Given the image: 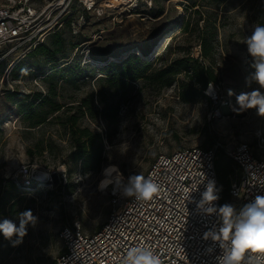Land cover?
I'll return each instance as SVG.
<instances>
[{
  "label": "rangeland",
  "instance_id": "rangeland-1",
  "mask_svg": "<svg viewBox=\"0 0 264 264\" xmlns=\"http://www.w3.org/2000/svg\"><path fill=\"white\" fill-rule=\"evenodd\" d=\"M46 3L33 1L37 9ZM126 6L107 9L103 16L72 7L63 25L48 30L41 42L49 52L32 51L0 65V221L18 226L19 213L29 209L38 217L16 246L0 233V264H53L64 251L60 231L66 224L79 223L85 234L97 232L112 208L113 187L98 188L109 164L119 167L127 184L131 175L144 176L160 154L192 146L246 143L254 157L264 159V117L256 109L240 111L236 101L258 87L245 82L254 71L246 39L256 25H264V0H152L150 6ZM57 13L50 7L43 20L51 22ZM58 37L63 41L55 45ZM202 44L213 48L209 60L201 56ZM128 54L146 64L121 98L103 87L100 79L109 71L102 66ZM181 57L190 70L210 66L216 83L208 82L200 94L185 71L167 85L150 78ZM47 95L64 107L49 122L30 127L36 119L27 121L21 106L48 109L37 105L38 97ZM89 95L100 108V95L119 104L110 121L77 112L76 105ZM68 105H75L68 113H77L80 126L101 134L90 168L73 158L62 113Z\"/></svg>",
  "mask_w": 264,
  "mask_h": 264
},
{
  "label": "built area",
  "instance_id": "built-area-1",
  "mask_svg": "<svg viewBox=\"0 0 264 264\" xmlns=\"http://www.w3.org/2000/svg\"><path fill=\"white\" fill-rule=\"evenodd\" d=\"M33 1L6 0L0 6V65L7 59H24L41 44L48 30L63 25L72 7L96 16L110 9L104 0H47L42 9L35 8ZM151 1L129 0L128 4L137 8L150 6ZM50 7L58 13L46 22L43 14ZM260 137L264 143V137ZM221 149L235 162V172L233 178L229 175L228 199L223 202L220 191L215 203H230L240 209L257 195H264V159L254 157L246 143L225 147L214 143L207 148L192 146L160 154L144 174L160 186L158 195L145 202L114 193L109 217L97 232L85 234L79 223L64 225L60 231L64 251L53 264H122L133 247L148 248L161 264H218L216 257L221 250L215 246V252L207 254L212 242L202 236L219 220L215 215H198L196 205L185 198V189L196 201L208 179L221 189L215 168ZM194 185L198 188L195 192Z\"/></svg>",
  "mask_w": 264,
  "mask_h": 264
},
{
  "label": "clouds",
  "instance_id": "clouds-1",
  "mask_svg": "<svg viewBox=\"0 0 264 264\" xmlns=\"http://www.w3.org/2000/svg\"><path fill=\"white\" fill-rule=\"evenodd\" d=\"M246 46L247 53L253 60L251 67L254 71L245 77V82L249 87L253 83L258 87L250 92L240 93L236 101L240 111L256 109L257 115L264 117V25L254 27L252 35L246 39ZM228 94L233 95L231 89ZM102 175L104 178L98 185L101 191L113 185L114 193L120 189L123 196L145 202L159 193L160 186L151 177L145 178L141 174L129 176L127 184H124V176L115 164L105 167ZM204 189L199 201L189 195L188 189H185V198L196 205L198 215H215L219 220L218 224H212L203 233L202 239L212 242L206 253L213 254L215 246H218L222 252L216 257L218 264H264V195H257L254 200L237 209L230 203H215L220 199L219 192L222 189L217 188L214 180L208 179L204 183ZM197 190L194 185L193 192ZM37 222L38 217L29 209L19 213L18 226L7 218L0 221V233L16 246L23 242L28 226L35 227ZM122 264H161V260L148 248L133 247L127 251Z\"/></svg>",
  "mask_w": 264,
  "mask_h": 264
},
{
  "label": "trees",
  "instance_id": "trees-1",
  "mask_svg": "<svg viewBox=\"0 0 264 264\" xmlns=\"http://www.w3.org/2000/svg\"><path fill=\"white\" fill-rule=\"evenodd\" d=\"M62 41L63 39L61 37H58L55 45L61 44ZM49 50V47L41 43L38 44L33 51L36 53L45 54L49 52ZM212 50L213 48L211 46L208 47V45L202 44L201 56L209 60L213 54ZM190 58L194 62L196 61L193 57ZM69 64L70 63L64 65L63 67ZM145 64L146 63L140 60L139 57L135 54H128L125 58L119 59V61H110V63L103 65L102 68L107 69L109 72L107 74L108 76L101 78L100 81L103 82V87L105 89L112 90V95H119L122 98L124 96L123 94L125 93V89H127V86L140 78L143 69H139V66ZM63 67H60L59 69ZM182 71H185L187 76H190L195 80V83L198 84V92L200 94H202V91L205 90L208 82L216 83L217 81V77L210 66L201 68L195 67L194 69L190 70L186 63V57L175 59L171 65H168L163 69L155 72L153 75H150V78L155 81L165 82V84L167 85L172 81V78L174 76ZM190 71H192V73H190ZM164 79L166 81H164ZM120 90L121 93L118 94ZM98 102L101 104V108L94 105L92 95L82 98L76 105L78 108L77 112L81 115H84L86 112H88L91 116H93L94 114H99L105 121H110L112 118V113H117L119 104L117 102L107 103L102 95H100ZM37 105L39 107H48V109H41L39 112H35V110L32 111V103L21 106V113L23 114V116L25 115L27 121L36 119V121L31 123L30 127H35L38 126V124L41 125L45 122H49L47 121V119L51 115L59 113L62 107H64V105H61L58 101L52 100L49 95L38 97ZM73 106L75 105H68L67 107L69 108L62 112L66 113L64 121L66 123L69 141L74 149L73 158L76 160L82 159L83 165L86 168H90V166L95 162L96 157L93 145L96 142L101 141V134L99 132L92 131L87 126H80L78 124L79 118L77 116V113H68L69 109ZM215 168L222 189L221 197L223 202H225L228 199L229 182H227V186H224L223 180L229 175L234 174L235 162L233 161V159L228 158L225 155L224 150L221 149L217 153ZM100 227L98 228V230L100 229Z\"/></svg>",
  "mask_w": 264,
  "mask_h": 264
},
{
  "label": "bare ground",
  "instance_id": "bare-ground-1",
  "mask_svg": "<svg viewBox=\"0 0 264 264\" xmlns=\"http://www.w3.org/2000/svg\"><path fill=\"white\" fill-rule=\"evenodd\" d=\"M128 1L129 0H104V4L109 6L110 8H113V9H119V8H122L124 9L125 7H127L126 5L128 4ZM167 34H165L166 36ZM136 47V46H135ZM134 46L131 48L133 50V48H135ZM125 51V50H123ZM123 57V55L121 56ZM101 60V58H99ZM212 88V87H211ZM107 167V166H106ZM44 173H40L39 176L41 177H44ZM38 176V175H37ZM104 177L102 176L101 180L103 179ZM100 180V181H101ZM100 183V182H99ZM112 186L114 187L113 185H109V187ZM108 189V188H107ZM120 191V189H117L115 193H118Z\"/></svg>",
  "mask_w": 264,
  "mask_h": 264
}]
</instances>
